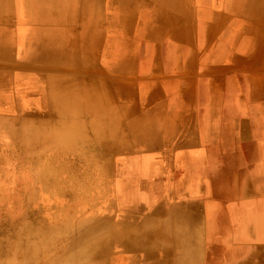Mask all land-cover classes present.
<instances>
[{
	"label": "crops",
	"instance_id": "1",
	"mask_svg": "<svg viewBox=\"0 0 264 264\" xmlns=\"http://www.w3.org/2000/svg\"><path fill=\"white\" fill-rule=\"evenodd\" d=\"M77 2L78 33L34 49L67 40L68 74L118 101L110 264H264V0Z\"/></svg>",
	"mask_w": 264,
	"mask_h": 264
},
{
	"label": "rangeland",
	"instance_id": "2",
	"mask_svg": "<svg viewBox=\"0 0 264 264\" xmlns=\"http://www.w3.org/2000/svg\"><path fill=\"white\" fill-rule=\"evenodd\" d=\"M27 2L30 6L31 0ZM13 16L15 20V10ZM15 41L14 63L22 58ZM54 58L52 52L44 51L38 61ZM68 64L61 68L78 71ZM63 79L64 84L52 81L53 93L45 97L26 79L19 85L7 81L11 93L0 94V264H21L24 256L25 264H40L56 244L58 254H65L62 248L69 236L91 238L77 226L78 217L96 214L101 219L96 240L99 254L84 263L110 264L112 181L102 179L100 173L106 171L111 151H117L108 144L112 130L116 135L119 127L118 101L109 98L107 85L96 90L68 73ZM75 246L78 250L84 243Z\"/></svg>",
	"mask_w": 264,
	"mask_h": 264
},
{
	"label": "bare ground",
	"instance_id": "3",
	"mask_svg": "<svg viewBox=\"0 0 264 264\" xmlns=\"http://www.w3.org/2000/svg\"><path fill=\"white\" fill-rule=\"evenodd\" d=\"M209 1V0H208ZM77 0H54L53 3H49L47 7H43L39 9L41 13L30 14L32 9L29 6L27 0H15V6L8 5L4 1H0V19L6 20L5 22H0V94L2 92L11 93V86L7 84V81H14L15 83L19 82L21 84L23 79L29 80L35 88H39L44 92V97L46 95H50L53 93V83L56 85L64 84L62 82L63 77L69 73L66 69H62L61 67L65 66L67 63H73V59L77 58L78 53L72 51L73 46L69 44L67 40H62L63 36L71 34H77L78 31L75 27H79V20L82 16V9L78 4ZM154 3V2H153ZM9 9H8V6ZM14 10L16 11V21L14 24H11L14 21V16L12 15ZM11 11V12H10ZM8 13V17L3 18ZM209 15V14H208ZM11 16V17H10ZM211 18V17H210ZM8 23L6 25L4 23ZM78 22V23H77ZM67 23V25H66ZM70 23H73L69 25ZM3 24V25H2ZM5 25V26H4ZM83 26V25H82ZM110 28V27H109ZM208 28V27H207ZM70 32V33H69ZM73 32V33H72ZM51 34L56 36V38H62L55 40L54 42H50L48 45L40 46V50L34 49V46L39 43V37L46 34ZM75 36V35H74ZM15 37L18 40L15 41ZM14 41L16 44V48L18 52L22 55V58L18 62H13L12 60V49L14 46ZM164 43V42H163ZM172 43V42H171ZM161 45V44H160ZM166 45V42H165ZM168 47H170L168 45ZM109 48V47H106ZM166 48V47H165ZM116 49H118L116 47ZM172 49V48H171ZM170 49V51H171ZM52 52L54 55L53 60H48L45 63L38 61V57L44 52L47 51ZM109 50V49H108ZM122 50V49H120ZM118 50V51H120ZM136 50V49H135ZM117 51V53H118ZM123 51V50H122ZM119 54H121V52ZM137 51V50H136ZM169 51V52H170ZM107 52V49H106ZM104 52V53H106ZM109 52V51H108ZM171 53V52H170ZM175 53V52H174ZM109 54V53H108ZM118 54V56H119ZM134 54V52H133ZM177 54V53H176ZM106 55V54H105ZM174 55V54H173ZM115 58V57H114ZM120 58V57H116ZM175 58V57H174ZM212 58V57H211ZM122 59V58H121ZM118 60V59H116ZM116 62V61H115ZM119 62V60L117 61ZM7 64V65H6ZM26 64V66H24ZM118 64V63H117ZM28 65V66H27ZM116 65V64H115ZM69 66V65H68ZM2 67H8V69H2ZM103 67V66H102ZM78 69L77 72H72L74 74H78L81 70L80 67L75 66L73 69ZM14 69H21L19 72H14ZM32 71V72H29ZM89 72V71H88ZM91 72V71H90ZM114 72V71H113ZM94 73V72H93ZM96 73V72H95ZM99 73V72H98ZM148 73V72H147ZM182 73V72H181ZM179 73V74H181ZM84 75V74H83ZM135 75V74H134ZM85 76V75H84ZM147 76V75H146ZM78 77V76H76ZM113 77V76H112ZM107 78V77H106ZM86 79V78H85ZM111 79V77H110ZM105 80V79H104ZM117 80V78H116ZM53 81V83H51ZM92 81V80H91ZM109 81V80H106ZM119 81V80H118ZM99 82V81H98ZM114 82V81H113ZM173 82V81H171ZM23 83V82H22ZM109 83V82H108ZM112 83V82H111ZM136 84V82H134ZM153 83V82H152ZM16 84V85H19ZM125 84V83H122ZM127 84V83H126ZM143 85V84H142ZM116 86V85H115ZM117 87V86H116ZM261 87V86H260ZM135 88V87H134ZM264 88V87H263ZM138 91V90H137ZM126 94V93H125ZM241 96V95H240ZM54 100V98L50 97ZM116 98V97H115ZM263 98V97H262ZM246 99V98H245ZM179 100V99H178ZM207 100V99H206ZM250 101V100H249ZM138 104V102H137ZM55 105V104H54ZM173 105V104H172ZM178 105V104H177ZM202 105V104H201ZM206 105V104H205ZM155 106V105H154ZM176 107V106H175ZM155 109V108H154ZM236 110V109H235ZM259 110V109H257ZM205 111V110H204ZM260 111V110H259ZM207 112V111H206ZM205 112V113H206ZM208 114V113H207ZM204 115V114H203ZM230 115V114H229ZM237 115V114H236ZM240 115V114H238ZM208 116V115H207ZM206 116V118H207ZM231 116V115H230ZM230 118V117H229ZM23 119V118H22ZM48 120V119H47ZM206 120V119H205ZM4 121V120H3ZM32 121V120H31ZM207 121V120H206ZM216 122V121H215ZM31 123V122H30ZM52 123V122H51ZM232 123V122H231ZM230 123V124H231ZM168 124V123H167ZM179 124V123H178ZM245 124V121H244ZM52 125V124H51ZM262 125V124H261ZM207 126L205 125V128ZM232 128V126H231ZM247 130V129H246ZM245 130V131H246ZM264 130V129H263ZM6 132V131H5ZM263 132V131H262ZM203 133V131H202ZM235 134V133H234ZM263 134V133H262ZM201 136H203L201 134ZM204 137V136H203ZM27 139V138H26ZM32 139V138H31ZM36 139V138H35ZM34 139V140H35ZM203 139V138H202ZM233 139V138H232ZM41 140V139H40ZM262 140V139H260ZM264 141V140H263ZM30 142V141H29ZM260 142V141H258ZM163 143V142H162ZM264 143V142H263ZM36 144V143H35ZM16 145V144H15ZM37 145V144H36ZM262 145V144H261ZM1 146V145H0ZM264 146V145H263ZM214 147V146H213ZM1 148V147H0ZM18 149V148H17ZM260 149V145H259ZM37 150V149H36ZM263 150V149H262ZM114 151V150H113ZM260 151V150H259ZM261 157V156H260ZM54 159V158H52ZM59 160V159H58ZM62 160V159H61ZM35 162V161H34ZM138 162V161H137ZM49 164V163H48ZM43 165V164H42ZM41 165V166H42ZM97 165V164H96ZM104 166V164H103ZM139 166V165H138ZM1 167V166H0ZM223 168V167H222ZM226 168V167H225ZM4 169V168H3ZM224 169V168H223ZM39 170V169H38ZM220 170V169H218ZM223 171V170H222ZM221 171V172H222ZM48 172V171H47ZM244 172V171H243ZM4 174V173H3ZM44 174V173H43ZM223 174V173H222ZM225 174V173H224ZM2 175V174H1ZM96 175V174H95ZM231 175V174H230ZM242 175V174H241ZM98 176V175H97ZM212 176V175H211ZM142 177V176H141ZM223 177V176H222ZM222 177L220 179L223 181ZM230 177V176H229ZM3 179V178H2ZM96 179V178H95ZM225 179V177H224ZM240 179V178H239ZM218 180V176H217ZM226 180V179H225ZM221 182V183H225ZM46 181V180H45ZM214 181V180H213ZM230 181V180H228ZM215 182V181H214ZM19 183V182H18ZM74 183V182H73ZM85 183V182H84ZM144 183V182H143ZM42 184V183H41ZM69 184V183H68ZM213 184V183H212ZM66 185V184H65ZM214 185V184H213ZM151 186V185H150ZM223 190V185H219V188ZM11 187V186H10ZM65 187V186H64ZM142 187V186H141ZM146 187V186H145ZM213 187H217L214 185ZM49 188V187H48ZM60 188V187H59ZM225 188V186H224ZM56 189V188H55ZM148 189V188H147ZM215 188L214 190H216ZM18 190V189H17ZM21 190V189H20ZM37 190V189H36ZM142 190V189H141ZM219 189V192L221 191ZM225 190V189H224ZM217 191V190H216ZM227 191V190H226ZM15 192V191H14ZM38 192V191H37ZM54 192V191H53ZM146 192V191H145ZM214 192V191H213ZM228 192V191H227ZM29 193V192H28ZM86 193V192H85ZM136 193V192H135ZM156 193V192H155ZM216 194L218 192H215ZM70 194V193H69ZM148 194V193H147ZM151 194V193H150ZM224 194V193H223ZM39 195V194H38ZM42 195V194H41ZM55 195V194H54ZM93 195V194H92ZM218 195V194H217ZM222 195V194H221ZM49 196V195H48ZM72 196V195H71ZM76 196V194H75ZM97 196V195H96ZM227 196V195H226ZM2 197V196H1ZM77 197V196H76ZM94 197V196H93ZM230 197V196H229ZM3 198V197H2ZM48 198V197H47ZM51 198V197H50ZM49 198V199H50ZM53 198V197H52ZM69 198V197H68ZM43 199V197H42ZM147 199V198H146ZM27 200V199H26ZM80 200V199H79ZM29 201V200H28ZM56 201V200H55ZM187 201V200H186ZM216 201V200H215ZM42 202V200H41ZM47 202V200H46ZM75 202V201H74ZM78 202V201H77ZM82 202V201H81ZM95 202V201H94ZM56 203V202H55ZM64 203V202H63ZM211 203V201H210ZM216 203V202H215ZM50 204V203H49ZM93 204V203H92ZM91 204V205H92ZM28 205V204H27ZM26 205V206H27ZM54 205V204H53ZM86 205V204H85ZM23 206V205H22ZM35 206V205H34ZM37 206V205H36ZM66 206V205H65ZM210 206V205H209ZM214 206V205H213ZM29 207V206H28ZM71 207V205L69 206ZM94 207V206H93ZM214 208V207H213ZM204 209V208H203ZM212 209V208H211ZM168 210V209H167ZM46 212V211H45ZM120 212V211H119ZM122 212V211H121ZM47 213V212H46ZM68 214V213H67ZM199 214V213H198ZM60 215V214H59ZM167 215V214H166ZM23 216V215H22ZM83 216V215H82ZM78 217L77 226L83 230L84 234H88V240L84 241V238L81 236H77L76 238L69 236L67 244L64 245L63 252L65 254L59 255V247L52 246V251L50 254L47 253L42 257L40 264H85L84 261L87 258H96L99 254L97 236L100 227V218L99 215H94V217L86 218L83 216ZM48 217V216H47ZM35 218V217H34ZM178 218V217H177ZM21 219V218H20ZM83 219V220H82ZM195 219V218H194ZM193 221V220H192ZM196 221V220H195ZM102 222V221H101ZM197 222V221H196ZM195 222V223H196ZM104 223V222H103ZM181 223V222H180ZM205 224V223H204ZM104 225V224H103ZM102 225V226H103ZM206 225V224H205ZM194 226V225H193ZM191 228V227H190ZM62 231V230H61ZM71 231V230H70ZM131 231V230H130ZM191 231V230H190ZM22 232V231H21ZM82 232V231H81ZM140 232V231H139ZM138 233V232H137ZM180 234V233H179ZM27 235V234H26ZM74 235V234H73ZM103 235V234H102ZM188 235V234H187ZM19 236V235H18ZM85 236V235H84ZM23 238V237H22ZM29 238V237H27ZM93 238V239H92ZM134 238V237H133ZM179 238V236H178ZM31 241V240H30ZM118 241V239H117ZM17 242V241H16ZM35 242V241H34ZM64 242V241H63ZM84 243L83 247H80L78 250L76 249L75 243ZM111 242V241H110ZM131 242V241H130ZM134 242V241H133ZM27 243V242H26ZM86 243V245H85ZM108 243V241H107ZM117 243V242H115ZM18 244V243H17ZM16 244V245H17ZM42 244V243H41ZM63 244V243H61ZM43 245V244H42ZM110 245V244H109ZM244 245V244H243ZM130 247V246H129ZM179 247V246H178ZM192 247V246H191ZM240 247V246H239ZM246 247V246H245ZM17 248V247H16ZM108 248V247H107ZM137 248V247H136ZM37 249V248H36ZM139 249V248H138ZM61 250V251H62ZM115 250V249H114ZM130 250V249H129ZM195 250V249H194ZM229 250V249H228ZM15 251V250H14ZM216 251V250H215ZM219 251V249H218ZM218 251L216 253H218ZM118 252H120L118 250ZM194 252V251H193ZM222 252V251H221ZM227 254V250L225 252ZM229 253V252H228ZM101 254V253H100ZM220 254H217L218 256ZM43 255V254H42ZM107 255V254H106ZM212 254L210 253V256ZM214 255V254H213ZM104 256V255H103ZM217 256V257H218ZM23 257V256H21ZM209 257V256H208ZM253 257H255L253 255ZM252 257V259H253ZM110 258V257H109ZM193 258V257H192ZM211 258V257H209ZM207 258V259H209ZM213 258V256H212ZM216 258V257H215ZM242 258V256H241ZM258 258V257H257ZM101 259V258H100ZM218 259V258H217ZM243 259V258H242ZM241 259V260H242ZM255 259V258H254ZM6 260V259H5ZM233 260V259H232ZM89 261V260H88ZM215 262L216 259L214 260ZM238 261V260H237ZM257 261V260H256ZM32 262V261H31ZM95 262V261H94ZM245 262V261H244ZM20 263V262H19ZM23 263L25 264V256L23 259ZM21 263V264H23ZM93 263V262H92ZM211 263V262H210ZM212 264V263H211ZM219 264V263H218ZM250 264V263H249ZM253 264V263H252Z\"/></svg>",
	"mask_w": 264,
	"mask_h": 264
}]
</instances>
